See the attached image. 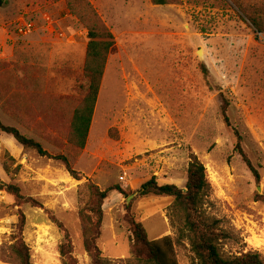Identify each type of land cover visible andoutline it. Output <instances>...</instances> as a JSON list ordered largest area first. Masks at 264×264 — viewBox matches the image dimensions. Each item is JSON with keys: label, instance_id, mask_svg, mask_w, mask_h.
Listing matches in <instances>:
<instances>
[{"label": "rangeland", "instance_id": "obj_1", "mask_svg": "<svg viewBox=\"0 0 264 264\" xmlns=\"http://www.w3.org/2000/svg\"><path fill=\"white\" fill-rule=\"evenodd\" d=\"M66 1L0 7V75L9 72L11 90L28 92L25 110L10 107L12 94L10 103L0 99V120L65 155L81 175L0 131V264H13L7 258L17 242L30 248L33 264H63V244L75 264H92L80 217L85 207L89 213L91 186L110 190L96 241L110 264H150L133 254L134 223L151 241L169 236L178 264H199L174 198L141 194L153 177L185 189L193 155L211 184L203 210L227 233L221 254L257 252L264 262V34L233 0H89L115 45L80 151L68 137L89 39ZM24 74L26 83H13ZM223 109L259 181L234 150Z\"/></svg>", "mask_w": 264, "mask_h": 264}, {"label": "trees", "instance_id": "obj_2", "mask_svg": "<svg viewBox=\"0 0 264 264\" xmlns=\"http://www.w3.org/2000/svg\"><path fill=\"white\" fill-rule=\"evenodd\" d=\"M154 5L164 6L177 3L178 0H151ZM239 10L247 17L254 30L259 34H264V0H259L252 4L241 0H233ZM7 0H0V7L6 5ZM67 7L70 13L75 16L88 31L89 43L86 51V62L83 69L82 82L77 86L78 97L75 98L69 127L68 144L77 150H84L87 144L89 131L92 123L94 110L96 107L101 82L103 79L107 59L111 49L115 45V39L97 13L89 0H67ZM203 73L208 75V71L203 67ZM3 73L0 85V99L10 103L7 96H16L15 105H10L14 109L25 110L28 106L26 101L27 90L23 93H16L11 90L7 75ZM12 79L16 85L26 83L28 78ZM26 85V84H25ZM68 100H70L68 98ZM223 119L228 127L232 129L235 140L234 150L242 157L245 164L252 171L255 179L259 181L260 174L252 165L242 148V138L240 133L232 128L226 109H223ZM0 131L13 137L25 149L36 151L40 156L60 161L65 165L67 172L76 180L81 179V175L70 164L65 155H51L44 149L43 145L25 135L14 127L5 126L0 120ZM184 189L175 184L160 185L156 177L146 182L141 188L142 195L167 196L174 198V207L184 217V228L188 233L190 245L195 258L199 264H264L261 255L257 252H247L239 256L225 258L220 252V244L227 238V233L219 227L217 220L210 219L203 210L204 201L211 192V184L207 178L205 165L195 156L191 157L187 170V183ZM7 190L16 197L21 198L19 189L7 187ZM92 202L89 206V213L86 207L80 211V217L84 225V245L86 252L90 255L92 264H110L102 257L96 244L100 228L103 221L102 205L108 197L110 190L101 192L91 186ZM59 228L63 229L61 224ZM133 234V254L137 259L145 260L150 264H178L174 243L169 236L157 240H149L145 228L140 223L132 225ZM65 239L68 235L65 233ZM69 246L61 245L60 252L63 257V264H75L74 259L69 256L71 252ZM10 256L7 258L13 264H33L30 248L24 242H17L10 246Z\"/></svg>", "mask_w": 264, "mask_h": 264}, {"label": "built area", "instance_id": "obj_3", "mask_svg": "<svg viewBox=\"0 0 264 264\" xmlns=\"http://www.w3.org/2000/svg\"><path fill=\"white\" fill-rule=\"evenodd\" d=\"M25 29H26V31H30V30H31V26L26 25V26H25Z\"/></svg>", "mask_w": 264, "mask_h": 264}, {"label": "water", "instance_id": "obj_4", "mask_svg": "<svg viewBox=\"0 0 264 264\" xmlns=\"http://www.w3.org/2000/svg\"><path fill=\"white\" fill-rule=\"evenodd\" d=\"M186 191H187V189L185 188V189H184V192H186Z\"/></svg>", "mask_w": 264, "mask_h": 264}]
</instances>
